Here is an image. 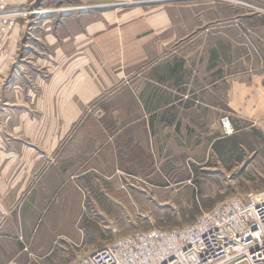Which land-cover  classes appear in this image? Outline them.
Here are the masks:
<instances>
[{
	"label": "crops",
	"instance_id": "crops-1",
	"mask_svg": "<svg viewBox=\"0 0 264 264\" xmlns=\"http://www.w3.org/2000/svg\"><path fill=\"white\" fill-rule=\"evenodd\" d=\"M91 1L31 28L23 64L26 29L8 36L14 57L0 55V264L28 250L10 255V239L42 249L58 205L127 194L128 181L186 183L187 146L211 148L225 115H264V0H245L251 11L235 0ZM111 180L126 182L112 191Z\"/></svg>",
	"mask_w": 264,
	"mask_h": 264
},
{
	"label": "rangeland",
	"instance_id": "rangeland-1",
	"mask_svg": "<svg viewBox=\"0 0 264 264\" xmlns=\"http://www.w3.org/2000/svg\"><path fill=\"white\" fill-rule=\"evenodd\" d=\"M101 1L96 0V9L107 6ZM235 1L249 11L258 10L256 4ZM92 3L91 0H32L27 4L12 5L17 8L9 6V12L18 13L14 30L20 27L27 31L21 40L19 63L28 60L24 50L28 52L35 44L28 32L31 28L39 31L49 19L55 25L70 12L91 10ZM10 55L13 58L15 54L10 51ZM183 70L182 74L186 76L187 64ZM142 72L143 75L152 74L150 69ZM226 119L232 120L231 128ZM221 121V132L209 133V136L223 137L211 148L206 143L202 147L187 146L186 183L175 179L151 185V181L137 180L128 181L127 194L93 193L89 196L83 193L79 197L81 205L72 206L71 210L58 205L56 212L49 213L42 222V232H46L41 237L42 249H37L39 245L33 239L26 244L20 237L10 239L5 244L10 255L16 254L22 246L28 250L21 258L6 259L1 264H74L84 255L137 230L180 228L195 222L204 211L226 199H246L250 193L264 188V115H225ZM123 182L126 181L111 180L112 191Z\"/></svg>",
	"mask_w": 264,
	"mask_h": 264
},
{
	"label": "built area",
	"instance_id": "built-area-1",
	"mask_svg": "<svg viewBox=\"0 0 264 264\" xmlns=\"http://www.w3.org/2000/svg\"><path fill=\"white\" fill-rule=\"evenodd\" d=\"M101 2L125 6L133 0ZM17 14L0 0V55L9 58ZM74 264H264V188L246 199H226L180 228L137 230Z\"/></svg>",
	"mask_w": 264,
	"mask_h": 264
},
{
	"label": "bare ground",
	"instance_id": "bare-ground-1",
	"mask_svg": "<svg viewBox=\"0 0 264 264\" xmlns=\"http://www.w3.org/2000/svg\"><path fill=\"white\" fill-rule=\"evenodd\" d=\"M227 125H228L229 128H231V124H230V122L228 120H227Z\"/></svg>",
	"mask_w": 264,
	"mask_h": 264
}]
</instances>
